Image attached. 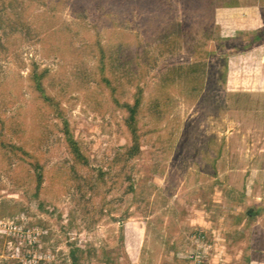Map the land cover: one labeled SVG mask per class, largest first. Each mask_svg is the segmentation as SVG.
Wrapping results in <instances>:
<instances>
[{
    "label": "rangeland",
    "instance_id": "obj_1",
    "mask_svg": "<svg viewBox=\"0 0 264 264\" xmlns=\"http://www.w3.org/2000/svg\"><path fill=\"white\" fill-rule=\"evenodd\" d=\"M261 1L263 9L249 1L255 10L248 14L224 17L217 9L211 37L200 32L195 38L203 44L198 49L202 60L212 65L216 77L208 95L191 97L182 94L177 83L163 82L170 67L190 63L195 55L180 47L159 54L153 45L151 57L141 61L135 74L120 79L115 96L94 82L73 84L60 99V118L43 110L47 138L40 149L43 180L36 196L26 166L15 158L11 164L0 154V202L12 212L21 208L3 218L18 224L23 216L26 228L38 229L26 239L33 240L34 247L8 241L0 249V264H70L74 248L79 249L76 256L84 257L83 264H193L188 256L196 252L204 255L203 264H264ZM51 7L52 0H37L31 9L41 14L40 26H52L53 31H30L32 38L22 36L14 53L0 58V88L14 100L10 109L3 107V115L7 122L15 116L25 124L22 138L27 143L42 133L43 124L37 113L41 105L27 87L32 63L67 75L69 58L59 50H85L96 39L104 42L110 31L112 40L122 32L131 33L136 44L146 39L138 22L132 26L135 21L114 11L108 15L114 21L110 30L97 14L76 16L70 4ZM257 19L261 22L255 26ZM82 59L87 67L94 62L88 51ZM136 99L141 103L140 151L129 169L132 189L113 173L104 216L84 218L79 196L87 198L88 193L67 178L72 157L62 123H68L70 137L89 158L90 167L79 169L80 176H88L90 168L104 167L129 145L120 104ZM161 100L167 103L154 111ZM35 221L46 228L41 230ZM60 228L66 234L59 233Z\"/></svg>",
    "mask_w": 264,
    "mask_h": 264
},
{
    "label": "trees",
    "instance_id": "obj_2",
    "mask_svg": "<svg viewBox=\"0 0 264 264\" xmlns=\"http://www.w3.org/2000/svg\"><path fill=\"white\" fill-rule=\"evenodd\" d=\"M36 1L0 0V58L13 54L17 40L22 36H29L30 31L34 30L35 35H45L48 31H53L52 26H40L38 23L41 14L31 9ZM52 2L55 8L70 4L76 16L84 12L97 14L99 21L108 23L110 30H113L114 21L108 15L114 11L128 22L135 21L132 26L138 22L146 39L139 40L136 44L131 33L122 32L112 40L110 31L104 42L96 39L85 50V47H73L66 52L59 50L69 58L66 60L67 75L50 73L48 68H40L32 63L26 76L27 87L41 105L37 106V113L42 115V119L43 116L46 117L44 111L55 118L63 115L64 109L60 99L73 84L89 86L94 82L101 88L100 90L106 87L115 96L120 79H128L135 74L137 68L141 66V61L151 57L150 48L153 45L159 54L172 53L180 47L188 54L195 55L196 58L190 63L170 67L164 74L163 82L177 83L182 94L191 97L208 95L214 87L216 77L212 65L202 60L198 49L203 44L195 42V38L200 32L206 38L211 37L217 9L235 8L239 5V0H52ZM33 36L30 35L29 38ZM87 51L94 61L90 67H87L82 59L83 53ZM218 75L222 78L223 72ZM13 103L12 96L0 88V154L9 162L11 160V164L15 158L21 161V166L27 167L24 168L26 179L34 180L36 196L43 180L40 149L47 138V118L43 119L42 133L27 143L22 138L27 132L25 124L15 116L9 122L4 118V108L10 109ZM155 103L154 111L158 112L167 101ZM140 105L139 99L132 103L120 104L125 112L124 126L129 136V145L116 151L104 167L90 168L91 173L84 177L79 175V169L90 167L89 158L70 137L68 123L65 121L62 123V132L67 138L68 151L72 157L70 175H67V178L72 177L76 181L75 187L78 191L85 188L88 193L87 198L85 194L79 196L83 201L84 218L100 219L104 216L108 183L115 175L129 182L128 189H132L129 169L140 151L138 122ZM20 211L21 208L9 211L6 204L0 202V218ZM33 224L41 229L46 228L41 221H35ZM11 240L9 236L0 234V249H5L6 243ZM75 251L79 249L71 250L70 264H83L84 257L76 256ZM15 262L19 264V261Z\"/></svg>",
    "mask_w": 264,
    "mask_h": 264
},
{
    "label": "built area",
    "instance_id": "obj_3",
    "mask_svg": "<svg viewBox=\"0 0 264 264\" xmlns=\"http://www.w3.org/2000/svg\"><path fill=\"white\" fill-rule=\"evenodd\" d=\"M21 219L22 220L18 224H13V222H10L7 219H4L3 217L0 218V222H1V224H0V227H1L0 228V233H3L2 235L9 236L14 241L16 239L18 241V243H21L20 241H22L24 247L33 246V245H35L34 241L33 240H28L27 241L26 239L31 234L33 235L38 229L35 228V227L34 228L33 227H27L26 228L24 226V220H25L24 217L22 216ZM58 231H59V233L66 234V230L64 228H60ZM197 238L199 239L200 237L198 236ZM26 242L28 244H26ZM188 259L193 264H203L204 263V255L200 254V252H196L195 254H192V255L188 256ZM43 262L41 264H44Z\"/></svg>",
    "mask_w": 264,
    "mask_h": 264
},
{
    "label": "crops",
    "instance_id": "obj_4",
    "mask_svg": "<svg viewBox=\"0 0 264 264\" xmlns=\"http://www.w3.org/2000/svg\"><path fill=\"white\" fill-rule=\"evenodd\" d=\"M249 1H251L253 4H256L259 6L263 5L261 0H240L238 7L221 8V9H218V11H220V15H222L224 17H231L232 15H237V13L238 14L239 13H242V14L247 13L248 14L249 12H253V10H255L253 7L251 8ZM261 7L263 9V6H261ZM257 22L260 23L261 22L260 19L254 20L255 26H256Z\"/></svg>",
    "mask_w": 264,
    "mask_h": 264
}]
</instances>
